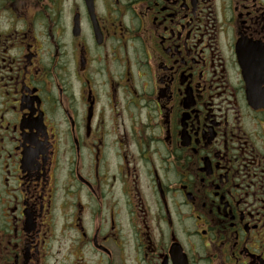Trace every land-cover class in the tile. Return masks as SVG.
Masks as SVG:
<instances>
[{
  "label": "flooded vegetation",
  "instance_id": "flooded-vegetation-1",
  "mask_svg": "<svg viewBox=\"0 0 264 264\" xmlns=\"http://www.w3.org/2000/svg\"><path fill=\"white\" fill-rule=\"evenodd\" d=\"M0 264H264V0H0Z\"/></svg>",
  "mask_w": 264,
  "mask_h": 264
},
{
  "label": "water",
  "instance_id": "water-1",
  "mask_svg": "<svg viewBox=\"0 0 264 264\" xmlns=\"http://www.w3.org/2000/svg\"><path fill=\"white\" fill-rule=\"evenodd\" d=\"M75 33H76L77 35H79L80 31L77 29Z\"/></svg>",
  "mask_w": 264,
  "mask_h": 264
}]
</instances>
